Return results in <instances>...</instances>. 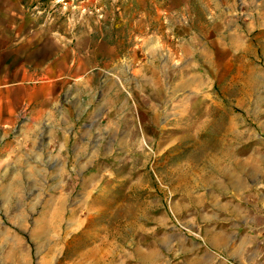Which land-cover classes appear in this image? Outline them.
Segmentation results:
<instances>
[{"label":"rangeland","instance_id":"374dc122","mask_svg":"<svg viewBox=\"0 0 264 264\" xmlns=\"http://www.w3.org/2000/svg\"><path fill=\"white\" fill-rule=\"evenodd\" d=\"M45 1L44 16L56 14L67 29L92 30L126 54L140 38L155 35L173 67L181 64L180 44H187L194 66L204 70L208 58L220 65L221 77L212 72L210 102H141L136 122L110 131L117 137L109 139L108 155L95 154L94 140L91 170L72 169L58 140L0 138V264H114L122 246L126 256L147 248L166 228L174 230V258L181 244L188 257L209 250L199 233L174 217L165 196H176L181 181L219 178L213 167H219L220 148L236 147L244 160L264 147V102L232 96L247 63L264 61V10L256 9L264 0H237L230 12L234 27L210 26L198 0H187L188 9L186 0L155 7H149L152 0ZM251 53L257 59L249 62Z\"/></svg>","mask_w":264,"mask_h":264},{"label":"crops","instance_id":"0c3cea01","mask_svg":"<svg viewBox=\"0 0 264 264\" xmlns=\"http://www.w3.org/2000/svg\"><path fill=\"white\" fill-rule=\"evenodd\" d=\"M157 4L169 5L152 0L149 7ZM184 4L188 9L187 0ZM45 5V0H0V138L58 140L60 150L72 157V169L91 170L94 140L95 154L108 155V141L117 137L110 131L136 122L141 102L149 107L151 102H210L212 72L220 80V65L215 68L206 58L204 70L197 68L187 44H180L181 64L173 67L174 58H162L155 35L140 38L126 54L92 30L80 33L67 29L70 25L56 14L44 16ZM197 5L210 26L237 25L230 17L237 0H198ZM256 9L264 10V4ZM250 55L249 62L257 59ZM261 64L247 63L243 84H235V99L239 94L240 102H264ZM21 117L25 126L15 135ZM51 126L53 134H46L43 130ZM236 149L218 150L223 152L219 167H212L219 178L181 181L176 196H165L174 217L199 233L209 250L188 257L189 249L181 244L174 258V230L166 228L164 238L147 248L126 256L122 246L114 264H264V147L244 160Z\"/></svg>","mask_w":264,"mask_h":264},{"label":"bare ground","instance_id":"6f19581e","mask_svg":"<svg viewBox=\"0 0 264 264\" xmlns=\"http://www.w3.org/2000/svg\"><path fill=\"white\" fill-rule=\"evenodd\" d=\"M217 154V153H216ZM218 161V160H217ZM211 164V163H210ZM103 262V261H102ZM101 261H97L96 263H93V264H102ZM105 263V262H104Z\"/></svg>","mask_w":264,"mask_h":264}]
</instances>
